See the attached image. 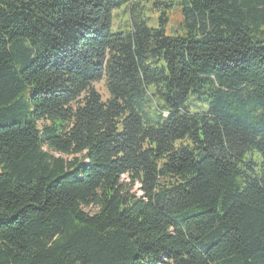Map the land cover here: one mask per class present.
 I'll return each mask as SVG.
<instances>
[{
  "label": "trees",
  "instance_id": "16d2710c",
  "mask_svg": "<svg viewBox=\"0 0 264 264\" xmlns=\"http://www.w3.org/2000/svg\"><path fill=\"white\" fill-rule=\"evenodd\" d=\"M134 1L0 0V264H264V0Z\"/></svg>",
  "mask_w": 264,
  "mask_h": 264
},
{
  "label": "rangeland",
  "instance_id": "374dc122",
  "mask_svg": "<svg viewBox=\"0 0 264 264\" xmlns=\"http://www.w3.org/2000/svg\"><path fill=\"white\" fill-rule=\"evenodd\" d=\"M155 0H135L134 2L128 3L126 6L113 12L112 26L114 31L127 32L131 27V19L139 18L145 20L147 23H153L156 20V15L151 7V3ZM181 13L178 5H175L169 12L168 23L165 26L167 36H173L176 33H181L179 25L181 23ZM93 88L101 95L102 99L107 98V91L105 88L104 81L93 84ZM150 94L153 93L152 89H149ZM146 103L144 104V111L146 117L155 120L156 110L161 107V103L153 95L147 94L144 98ZM204 110L205 107H200ZM194 111V110H193ZM126 182V180H124ZM131 193L140 196L141 192L137 187L131 190Z\"/></svg>",
  "mask_w": 264,
  "mask_h": 264
}]
</instances>
